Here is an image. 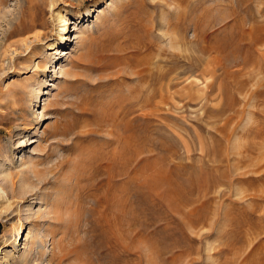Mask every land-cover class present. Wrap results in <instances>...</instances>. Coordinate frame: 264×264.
Here are the masks:
<instances>
[{
  "label": "rangeland",
  "instance_id": "374dc122",
  "mask_svg": "<svg viewBox=\"0 0 264 264\" xmlns=\"http://www.w3.org/2000/svg\"><path fill=\"white\" fill-rule=\"evenodd\" d=\"M0 264H264V0H0Z\"/></svg>",
  "mask_w": 264,
  "mask_h": 264
},
{
  "label": "bare ground",
  "instance_id": "6f19581e",
  "mask_svg": "<svg viewBox=\"0 0 264 264\" xmlns=\"http://www.w3.org/2000/svg\"><path fill=\"white\" fill-rule=\"evenodd\" d=\"M62 21H64V20H62ZM63 30H64V28H63Z\"/></svg>",
  "mask_w": 264,
  "mask_h": 264
}]
</instances>
